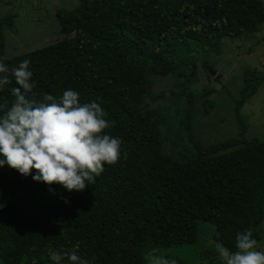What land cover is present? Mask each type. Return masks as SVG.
Returning <instances> with one entry per match:
<instances>
[{
    "label": "trees",
    "instance_id": "trees-1",
    "mask_svg": "<svg viewBox=\"0 0 264 264\" xmlns=\"http://www.w3.org/2000/svg\"><path fill=\"white\" fill-rule=\"evenodd\" d=\"M70 7L55 12L61 39L7 59L1 27L11 28L15 16L5 15L0 61H30L37 99H59L73 89L81 104H100L114 123L107 134L122 141L121 159L105 165L83 192L71 193L33 181L34 170L23 177L0 168V264H52L50 249L76 245L89 264H149L156 251L177 264H198L201 225L213 227V241L229 249L245 229L259 244L264 140L245 137L240 113L260 85L257 73L242 75L234 107L239 138L204 146L189 131L188 113L194 152L181 159L163 153L160 120L144 101L159 98L151 91L154 77L182 76L191 49L217 53L224 39L258 33L264 0H76ZM15 86L0 91V104L11 105ZM41 194L55 198L39 206L34 201Z\"/></svg>",
    "mask_w": 264,
    "mask_h": 264
},
{
    "label": "rangeland",
    "instance_id": "rangeland-1",
    "mask_svg": "<svg viewBox=\"0 0 264 264\" xmlns=\"http://www.w3.org/2000/svg\"><path fill=\"white\" fill-rule=\"evenodd\" d=\"M76 0H0V19L14 15L11 28L2 25L5 37L3 59L22 55L45 47L61 39L55 17L58 9H70ZM191 63L165 77H154L153 95L145 98L147 111L160 120L162 151L174 159L185 153L193 154V139L208 146L231 138H239L240 125L235 119L234 107L242 86L244 70L257 73L260 85L256 94L248 99L240 113L246 126L245 137L264 140V25L258 33L236 41L222 40L217 53L205 49L190 50ZM206 64V66L204 65ZM214 75L208 73V69ZM217 77V78H216ZM161 94V97H160ZM189 100L193 105L190 108ZM209 101L211 104H207ZM190 113L189 131L185 126ZM55 198L54 194H41L34 201L44 206ZM264 249V220L258 226ZM213 227L201 225L195 244L198 264H219L214 246L208 241L215 235ZM163 256L161 251L154 252ZM153 253L148 255V258Z\"/></svg>",
    "mask_w": 264,
    "mask_h": 264
},
{
    "label": "clouds",
    "instance_id": "clouds-1",
    "mask_svg": "<svg viewBox=\"0 0 264 264\" xmlns=\"http://www.w3.org/2000/svg\"><path fill=\"white\" fill-rule=\"evenodd\" d=\"M30 61L16 66L0 61V91L15 83L13 102L0 104V168L7 165L23 177L33 170V181L60 185L67 192H83L105 170L121 159L119 137L107 134L114 123L97 102L81 104L79 93L67 89L57 99H37ZM127 159V153L123 154ZM51 190V189H50ZM67 203V201H65ZM4 205H0L2 208ZM221 264H264V249L251 229L236 233L234 249L209 240ZM52 264H89L79 246L48 252ZM149 264H177L175 259L153 255Z\"/></svg>",
    "mask_w": 264,
    "mask_h": 264
},
{
    "label": "water",
    "instance_id": "water-1",
    "mask_svg": "<svg viewBox=\"0 0 264 264\" xmlns=\"http://www.w3.org/2000/svg\"><path fill=\"white\" fill-rule=\"evenodd\" d=\"M208 71H209L210 75H214V72H213V71H211V69H210V68L208 69ZM254 225H255V224H254Z\"/></svg>",
    "mask_w": 264,
    "mask_h": 264
}]
</instances>
